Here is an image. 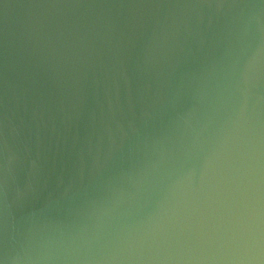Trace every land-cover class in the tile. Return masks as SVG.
Instances as JSON below:
<instances>
[{"label": "water", "instance_id": "95a60500", "mask_svg": "<svg viewBox=\"0 0 264 264\" xmlns=\"http://www.w3.org/2000/svg\"><path fill=\"white\" fill-rule=\"evenodd\" d=\"M0 264H264V0H0Z\"/></svg>", "mask_w": 264, "mask_h": 264}]
</instances>
